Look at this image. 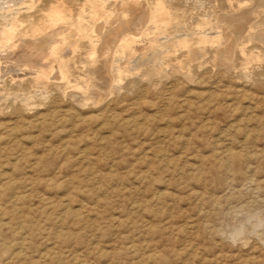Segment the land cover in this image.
Returning <instances> with one entry per match:
<instances>
[{
	"label": "rangeland",
	"instance_id": "obj_1",
	"mask_svg": "<svg viewBox=\"0 0 264 264\" xmlns=\"http://www.w3.org/2000/svg\"><path fill=\"white\" fill-rule=\"evenodd\" d=\"M91 1L0 0V36L16 31L0 49V264H264L262 4L140 0L164 3L162 31L136 26L130 0H97L92 24ZM51 7L69 13V36L86 17L97 50L62 32L24 47ZM251 7L244 27L227 21Z\"/></svg>",
	"mask_w": 264,
	"mask_h": 264
},
{
	"label": "bare ground",
	"instance_id": "obj_2",
	"mask_svg": "<svg viewBox=\"0 0 264 264\" xmlns=\"http://www.w3.org/2000/svg\"><path fill=\"white\" fill-rule=\"evenodd\" d=\"M99 1V0H98ZM120 1V0H119ZM250 1V0H249ZM251 1H253V2H251ZM250 2L251 3H253V5H256L257 4V2H256V0L254 1V0H251ZM258 2H260L261 4H262V6H261V8L262 9H264V0H257ZM48 2V1H47ZM99 2H101V1H99ZM106 2V1H105ZM238 2H240V0L238 1ZM245 2V0H243L241 3H244ZM247 2V1H246ZM254 2H256V4H254ZM90 3V2H89ZM102 3V2H101ZM157 3V2H156ZM163 3V2H162ZM162 3H160V4H158L157 6H155V7H149L148 5H147V3H144V2H141L140 0H130L127 4H125V9L124 10H128V11H130V13L132 12L133 13V23H135V24H137L136 26H138V25H141L143 22H145V19L147 18V17H149V20H150V22H148V23H152V25L155 27L154 28V30L156 29V30H164V29H166L167 27H169V23L167 22V17H168V15H170L169 14V12H168V9L164 6V3L162 4ZM124 4H123V6H124ZM170 4V3H169ZM259 4V3H258ZM91 17H90V21H92V24L94 23V21L97 19L96 17H98V16H100L101 17V10H102V8L103 7H101V5H99V3L97 2V0H93V1H91ZM104 5V4H103ZM239 5V4H238ZM244 5V4H243ZM13 6V5H12ZM123 6H121V8L123 7ZM167 6V5H166ZM240 7L242 6V5H239ZM259 6V5H258ZM258 6H257V8H258ZM27 7V6H26ZM10 8V7H9ZM52 8V7H51ZM242 8V7H241ZM114 9V8H113ZM123 9V8H122ZM234 9V8H233ZM251 9H253V7H251ZM10 10H12V9H9V12H11ZM236 10V9H235ZM256 9H253L252 11L250 10V9H245L244 8V10H241V12H243L242 13V16L240 17V18H236V17H234V18H230L229 20H227L228 22L229 21H233L235 24H237V25H243V27L246 25V23H247V21L252 17V12L253 11H255ZM261 10V9H260ZM241 12H240V15H241ZM7 13H8V11H7ZM21 13V12H20ZM68 13V12H67ZM66 13V11H64L63 9H61L60 7H53L52 8V10L50 11V14L47 16V18L49 19V21H50V24H48L49 26H47L46 25V23H45V25H44V27L42 28V27H40V28H36L37 29V32L39 31V33H40V35H36V32H34L33 31V33H35V34H33V33H31V34H33L32 36H27L28 38H24L23 40H21L20 42H23L24 43V47H26V48H29V49H31V50H43V47L44 46H46V45H48L49 44V42H51L52 43V41L54 40V38L57 36V35H59V34H61V32H62V34H61V36L63 37V34H65V35H67L68 33H69V31L68 32H65V33H63L64 31H65V28L66 27H64V25L67 23L66 21H68L67 20V15H69V13L67 14ZM72 13V12H71ZM254 13V12H253ZM10 14H14V13H10ZM15 14H17L16 12H15ZM19 15V14H18ZM10 16V15H9ZM16 16V15H15ZM227 16V15H226ZM85 17V16H84ZM170 17V16H169ZM218 17V16H217ZM225 17V16H224ZM25 18H27V17H25ZM86 18V17H85ZM85 18H83V17H81V15H79V18H78V21H77V23H75L73 26L75 27V26H77L78 27V29H76V32H78V36H79V38H80V35H81V37H83L84 39H91V42H89V43H91L92 44V46L94 47H92L94 50H97V45H99V44H97L98 42H96V45H95V41H92V36H94V35H96L95 34V26H90L92 29H91V31L93 30V34L94 35H92L91 36V38H90V36H89V33H88V29L85 27L84 29H83V20L82 19H84L85 20ZM99 18V17H98ZM259 18V17H258ZM70 19H72V18H69V20ZM174 19H176V18H174ZM252 19V18H251ZM13 20V19H12ZM226 20V19H225ZM88 21V20H87ZM101 21V20H100ZM100 21H99V24H95L96 25V27H98L97 25H101L100 24ZM114 21V20H113ZM251 21V20H250ZM13 22V21H12ZM45 21H43V23H44ZM70 22H71V20H70ZM69 22V25H71L72 23H74L73 21L70 23ZM223 22V21H222ZM47 23H49V22H47ZM125 23V22H124ZM129 23V22H128ZM226 23V22H225ZM1 24V23H0ZM41 24H42V22H41ZM228 24V23H227ZM227 24H225L226 26H227ZM235 24H233V26L235 25ZM43 25V24H42ZM67 25H68V23H67ZM86 25V24H85ZM103 25V24H102ZM117 25V24H116ZM21 26V25H20ZM72 26V29H74V27ZM104 26V25H103ZM150 26V25H149ZM220 26V25H219ZM218 26V27H219ZM229 26V25H228ZM228 26H227V28H228ZM233 26H232V28H233ZM9 27H11V25H9ZM7 28L6 29V31L0 36V49L3 51V50H5L6 48L8 49V48H11V47H13L14 46V44L11 42V41H13L14 40V38H13V40H12V36L13 35H15V29H14V26H13V28ZM22 27V26H21ZM71 27V26H70ZM69 27V28H70ZM101 27V26H100ZM230 27V26H229ZM4 28V27H3ZM99 28V27H98ZM103 28V27H102ZM226 28V27H225ZM226 28V29H227ZM50 29V31L51 30H53L52 32H53V34H50V31H49V34L50 35H48V34H46V33H44L46 30H49ZM71 29V33H73V30ZM235 29V28H234ZM242 29V28H241ZM17 30V29H16ZM56 30V32H54ZM79 30V31H78ZM90 30V29H89ZM98 30V29H97ZM101 30V29H100ZM136 30V29H135ZM162 30V31H163ZM243 30V29H242ZM66 31H67V28H66ZM211 31V30H210ZM221 31H222V29H221ZM27 32V31H26ZM30 32V31H29ZM48 32V31H47ZM75 32V31H74ZM75 32V34H77ZM118 32V31H117ZM154 32V31H153ZM224 32V31H223ZM70 33V34H71ZM140 33V32H139ZM156 33V32H155ZM154 33V34H155ZM163 33V32H162ZM206 33H208V32H206ZM220 33V32H219ZM30 34V33H29ZM38 34V33H37ZM74 34V35H75ZM80 34V35H79ZM128 34V33H127ZM137 34V33H136ZM146 34V33H145ZM144 34V36H146ZM202 35L204 34V33H201ZM223 34V33H222ZM222 34H216V36L217 35H219V36H221V37H223L222 36ZM242 34V33H241ZM240 34V35H241ZM20 35V34H19ZM25 35V34H24ZM53 35V36H52ZM64 35V36H65ZM72 36H73V34H71ZM147 35H148V33H147ZM150 35V34H149ZM153 35V34H152ZM209 35V34H208ZM18 36V35H17ZM16 36V37H17ZM60 36V35H59ZM68 37H72V36H69V35H67ZM77 36V35H76ZM76 36H73L74 38L76 37ZM77 36V37H78ZM103 36V35H102ZM131 36V35H130ZM159 36H160V34H159ZM210 36H211V33H210ZM214 36H215V34H214ZM231 36H232V33H231ZM58 37V36H57ZM76 37V38H77ZM113 37V36H112ZM182 37V36H181ZM64 38V37H63ZM73 38V39H74ZM78 38V39H79ZM83 38H81V39H83ZM139 38V37H138ZM217 38H219V37H217ZM224 38H225V35H224ZM262 38H264V36L262 37ZM57 39H59V38H57ZM65 39V42L66 41H68L67 39L68 38H64ZM64 39H63V42H64ZM60 40H62L61 39V37H60ZM78 41V40H77ZM102 41V40H101ZM19 42V41H18ZM59 42V41H58ZM57 42V43H58ZM63 42H61V43H63ZM137 42V39H136V37L135 36H131V38L129 37V39L127 40V41H125V44H123V43H121L122 44V47L125 49V50H127V53L126 54H129V52H131V50H130V47L133 45V44H135ZM155 42V41H154ZM163 42V41H162ZM165 42V41H164ZM168 42V41H167ZM189 42L190 41H188L186 38L184 39H180V41H178V42H176L175 44L179 47L180 45L181 46H184V44L186 43V44H189ZM56 43V45H58ZM60 43V42H59ZM100 43V42H99ZM229 43V42H228ZM19 44V43H18ZM21 44V43H20ZM19 44V45H20ZM162 44V46L163 47H165L166 46V44L164 43H161ZM41 45H43V47H40ZM65 46V44H61V46ZM139 45V44H138ZM174 45V44H173ZM172 45V46H173ZM100 46V45H99ZM180 46V47H181ZM195 46H196V44H195ZM23 47V46H22ZM59 47H60V44H59ZM163 47H161V49H160V52H159V54H157V57H159L158 55H162L163 54V51H162V49H164ZM57 46H55V47H52V53H51V55H50V57H47V58H49L48 60H51V61H48V60H46V64L48 63V62H52V59H54V58H51V56H54L53 55V53H57L56 51H57ZM62 48V47H61ZM66 48V47H65ZM111 48V47H110ZM167 48V47H166ZM214 48V47H213ZM19 49V48H18ZM44 49H46V48H44ZM49 49V48H48ZM47 49V50H48ZM60 49V48H59ZM150 49V48H149ZM200 49V48H199ZM198 49V50H199ZM234 49V48H233ZM25 50V49H24ZM27 50V49H26ZM51 50V49H50ZM62 50V49H61ZM109 50V49H108ZM137 50V49H136ZM201 50V49H200ZM7 50H5L4 52H6ZM9 51V50H8ZM29 50H27V51H24V53L26 54V52H28ZM33 51V52H34ZM46 51V50H45ZM141 51V50H140ZM219 51V50H218ZM217 51V52H218ZM244 51V50H243ZM1 52V51H0ZM49 52V51H48ZM112 52V51H111ZM111 52H110V54H111ZM115 52V51H114ZM117 52V51H116ZM151 52V51H150ZM169 52V51H168ZM245 52V51H244ZM13 53V52H12ZM29 53H31V51L29 52ZM59 53V52H58ZM118 53L119 52H117V55H118ZM167 53V52H166ZM195 53H196V51H195ZM220 53H222L223 54V56H226V55H228L229 56V54L231 53V48L230 47H228V48H226V50H224L223 52L221 51ZM246 53V52H245ZM3 54V53H2ZM5 54H7V53H5ZM11 54V53H10ZM40 54H42V52L40 53ZM44 54V53H43ZM47 55L49 54V53H46ZM71 54V53H70ZM110 54H108V56L110 55ZM113 54V53H112ZM126 54H124V56L126 55ZM243 54V53H242ZM4 55V54H3ZM9 55V54H8ZM24 55V54H23ZM27 55V54H26ZM98 55V54H97ZM115 55H116V53H115ZM114 55V56H115ZM134 55V54H133ZM154 55V54H153ZM164 55V54H163ZM168 55V54H167ZM166 55V56H167ZM14 56V55H13ZM34 56H36L35 54H34ZM49 56V55H48ZM60 56V55H59ZM120 56V55H119ZM228 56H227V59H228ZM30 57V56H29ZM38 57H40L39 56V54H37V58ZM43 57V56H42ZM45 57V58H46ZM57 57V56H56ZM99 57V56H98ZM116 57V56H115ZM245 57H246V55H245ZM32 58H33V56H32ZM35 59H37L36 57H34ZM58 58V57H57ZM56 58V59H57ZM119 58V57H118ZM191 58V57H190ZM224 58V57H223ZM40 59V58H39ZM38 59V60H39ZM60 59H61V57H60ZM59 59V72H60V75L64 78H66L67 77V72H66V69H65V66H61V64H62V62H63V60H60ZM105 59H106V57H105ZM124 59V58H123ZM133 59V58H132ZM224 59H226V58H224ZM227 59H226V61H227ZM38 60H36V61H38ZM44 60V59H43ZM58 60V59H57ZM98 60V59H97ZM48 61V62H47ZM55 62H56V60H54ZM53 61V62H54ZM107 61H108V59H106L105 61H104V65H100L99 66V68H98V71L97 72H99V73H104V72H106L107 71ZM110 61V60H109ZM112 61H113V59H112ZM153 60H151V62H152ZM158 61V60H157ZM225 60H223V59H221V62L222 63H225L226 62ZM117 61L115 60V63H116ZM150 62V61H149ZM161 62V61H160ZM200 62V61H199ZM98 63V62H97ZM102 63V62H101ZM156 63V62H155ZM159 63V62H158ZM162 63V62H161ZM160 63V64H161ZM217 63V62H216ZM56 65H57V62L55 63ZM109 64V63H108ZM119 64V63H118ZM191 64V63H190ZM247 64V63H246ZM43 65H45V64H43ZM48 66H49V68H50V65H49V63L47 64ZM46 65V66H47ZM64 65H65V63H64ZM156 65H157V63H156ZM224 65V64H223ZM46 66H43V68L44 67H46ZM52 66V65H51ZM159 66H161V65H159ZM226 66H228V65H226ZM32 67V66H31ZM34 67V66H33ZM157 67V66H156ZM231 67V66H230ZM51 68H55V67H51ZM91 68V67H90ZM96 68V67H95ZM125 68H126V66H125ZM159 68V67H158ZM177 68V67H176ZM42 69V68H41ZM40 69V71L39 70H35V73H36V71H38L39 73V75H38V77L40 78V77H42L43 75V78L45 77V76H49L48 74H46V70H44V69H42L41 70ZM97 69V68H96ZM110 69V68H109ZM157 69V68H156ZM27 70V69H26ZM26 70H25V73H26ZM32 70H33V68H32ZM111 70H112V72H113V74L115 75V78H118L119 79V81H121L123 78H122V76L124 75L123 74V71H122V67L121 66H118V65H111ZM161 70V69H160ZM177 70V69H176ZM20 71V70H19ZM29 71V70H28ZM95 71V70H94ZM49 72H51V71H49ZM49 72H47V73H49ZM52 72H55V71H53L52 70ZM186 72V71H185ZM28 73V72H27ZM29 73H30V71H29ZM111 73V72H110ZM124 73H127V72H124ZM96 74V73H95ZM52 75V74H51ZM58 75V74H57ZM127 75V74H126ZM33 76V75H32ZM111 76V75H110ZM52 77V76H51ZM50 77V78H51ZM106 77V76H105ZM112 77H113V75H112ZM108 78V77H107ZM111 78V77H110ZM114 78V77H113ZM49 78H47V80H48ZM53 79V78H52ZM51 79V80H52ZM62 80V79H61ZM39 81V80H38ZM118 81V82H119ZM114 82H116V81H114ZM39 82H37V84H38ZM110 83V82H109ZM98 85V84H97ZM111 85V84H110ZM114 85V84H113ZM88 86V85H87ZM104 87H108V85H107V82H105V84L103 85ZM101 89V88H100ZM106 89V88H105ZM39 93V92H38ZM78 96H80V95H78ZM28 100H31V99H28ZM89 103V102H88ZM99 105V104H98ZM258 223V222H257Z\"/></svg>",
	"mask_w": 264,
	"mask_h": 264
}]
</instances>
